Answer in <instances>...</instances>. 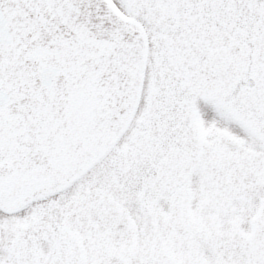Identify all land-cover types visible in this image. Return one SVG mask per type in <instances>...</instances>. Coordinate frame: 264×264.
<instances>
[{
  "label": "snow or ice",
  "instance_id": "snow-or-ice-1",
  "mask_svg": "<svg viewBox=\"0 0 264 264\" xmlns=\"http://www.w3.org/2000/svg\"><path fill=\"white\" fill-rule=\"evenodd\" d=\"M0 264H264V0H0Z\"/></svg>",
  "mask_w": 264,
  "mask_h": 264
}]
</instances>
